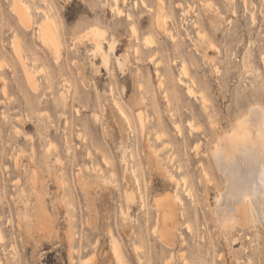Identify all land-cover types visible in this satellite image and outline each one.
I'll list each match as a JSON object with an SVG mask.
<instances>
[{
    "label": "rangeland",
    "instance_id": "obj_1",
    "mask_svg": "<svg viewBox=\"0 0 264 264\" xmlns=\"http://www.w3.org/2000/svg\"><path fill=\"white\" fill-rule=\"evenodd\" d=\"M21 1L27 27L0 0V264H264V227L215 215L212 157L264 106V0H163L161 17L159 0ZM158 201L176 204L166 241Z\"/></svg>",
    "mask_w": 264,
    "mask_h": 264
},
{
    "label": "bare ground",
    "instance_id": "obj_2",
    "mask_svg": "<svg viewBox=\"0 0 264 264\" xmlns=\"http://www.w3.org/2000/svg\"><path fill=\"white\" fill-rule=\"evenodd\" d=\"M13 7L20 23L25 27L29 26L32 19L29 8L21 0H14ZM162 8L163 0H159V12L157 13L159 17L163 15L160 10ZM165 18L164 16V20ZM156 20L155 23L158 30H163L166 27L164 21L156 22ZM54 24L55 17L47 16L46 22L40 25V33L46 45H53L58 48L60 41L56 36ZM97 44V47L103 50L101 39H98ZM16 54L19 58L22 57L17 48ZM23 67L29 84L35 86L37 81H35L34 75L24 62ZM181 68L182 72L187 74L186 64L183 67L181 66ZM187 89L190 93L194 92L191 86H188ZM139 116L142 120L141 114ZM231 130L233 131L225 132V134L219 136V142L218 144L216 143L212 153L214 163L224 177V186L219 190L215 198V215L219 216L220 222L222 221L220 225H226L224 226L226 231L228 229L227 226H234L235 222H237V225L239 223L241 227H244L248 222L255 221L264 227V106L260 103L251 104L247 111L237 119L234 129ZM155 204L158 211L157 214L162 221L159 235L166 241L170 228L177 223L176 204L171 201H158Z\"/></svg>",
    "mask_w": 264,
    "mask_h": 264
}]
</instances>
